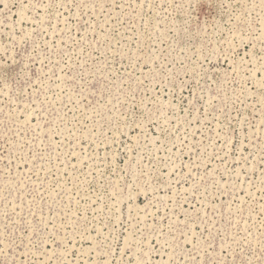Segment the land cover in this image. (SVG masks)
Returning a JSON list of instances; mask_svg holds the SVG:
<instances>
[{
    "label": "rangeland",
    "instance_id": "374dc122",
    "mask_svg": "<svg viewBox=\"0 0 264 264\" xmlns=\"http://www.w3.org/2000/svg\"><path fill=\"white\" fill-rule=\"evenodd\" d=\"M0 264H264V0H0Z\"/></svg>",
    "mask_w": 264,
    "mask_h": 264
}]
</instances>
